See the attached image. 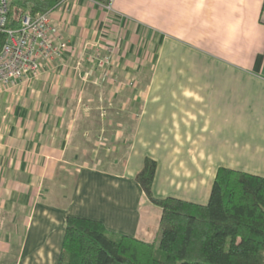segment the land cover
Masks as SVG:
<instances>
[{"label": "crops", "instance_id": "obj_1", "mask_svg": "<svg viewBox=\"0 0 264 264\" xmlns=\"http://www.w3.org/2000/svg\"><path fill=\"white\" fill-rule=\"evenodd\" d=\"M121 2L61 0L65 51L0 91V264H56L67 216L157 241L145 156L155 197L206 203L220 166L264 176V0Z\"/></svg>", "mask_w": 264, "mask_h": 264}, {"label": "trees", "instance_id": "obj_2", "mask_svg": "<svg viewBox=\"0 0 264 264\" xmlns=\"http://www.w3.org/2000/svg\"><path fill=\"white\" fill-rule=\"evenodd\" d=\"M61 0H9L7 27ZM5 40L0 33V47ZM156 161L145 156L134 179L161 209L157 241L109 230L102 221L67 216L56 264H264V176L220 166L206 203L155 197Z\"/></svg>", "mask_w": 264, "mask_h": 264}, {"label": "built area", "instance_id": "obj_3", "mask_svg": "<svg viewBox=\"0 0 264 264\" xmlns=\"http://www.w3.org/2000/svg\"><path fill=\"white\" fill-rule=\"evenodd\" d=\"M107 11L113 10L114 0H91ZM9 0H0V33L5 40L0 47V91H10L24 80H33L41 72L44 63L58 59L67 47V42L58 36L57 27L50 13L54 8L37 14L24 12L19 26L7 27ZM59 4V3H58ZM96 57L101 66L112 63L111 51L101 54L97 45ZM105 113L104 110L101 111Z\"/></svg>", "mask_w": 264, "mask_h": 264}, {"label": "rangeland", "instance_id": "obj_4", "mask_svg": "<svg viewBox=\"0 0 264 264\" xmlns=\"http://www.w3.org/2000/svg\"><path fill=\"white\" fill-rule=\"evenodd\" d=\"M121 1L122 0H118V4H121L122 3ZM131 12L135 16L145 19V21H147L150 24L155 25L157 23V25H159V7L131 9ZM111 52H112V48H111ZM177 57H180V58H176V59H178V61H175V62H188L189 61V59H187L186 53L182 49L180 50V56L178 55ZM111 61H112V63L107 65V68H110L113 66L114 61H113L112 57H111ZM150 72H151V70H150ZM146 75H147V77H146V79H147V78H149L150 73L147 72ZM148 81H149V79H148ZM103 138L104 137L101 136V139H103ZM121 153H123V152H121ZM118 158L119 159L123 158L122 154H119Z\"/></svg>", "mask_w": 264, "mask_h": 264}]
</instances>
